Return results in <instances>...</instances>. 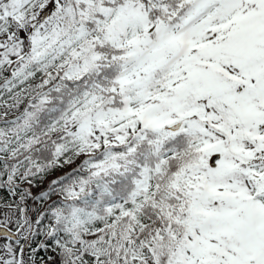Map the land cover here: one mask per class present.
Masks as SVG:
<instances>
[{"label": "snow or ice", "instance_id": "6c2138e0", "mask_svg": "<svg viewBox=\"0 0 264 264\" xmlns=\"http://www.w3.org/2000/svg\"><path fill=\"white\" fill-rule=\"evenodd\" d=\"M0 264H264V0H0Z\"/></svg>", "mask_w": 264, "mask_h": 264}, {"label": "trees", "instance_id": "16d2710c", "mask_svg": "<svg viewBox=\"0 0 264 264\" xmlns=\"http://www.w3.org/2000/svg\"><path fill=\"white\" fill-rule=\"evenodd\" d=\"M72 167H75V165H73ZM68 171H71V168H65L62 171H57V172L53 173L52 176L48 177V181H50V180H52V179H54L60 175H63L65 172H68ZM48 181H45V186H46Z\"/></svg>", "mask_w": 264, "mask_h": 264}]
</instances>
